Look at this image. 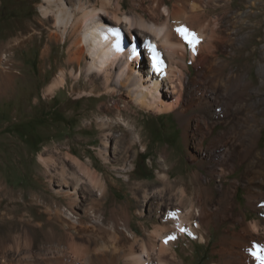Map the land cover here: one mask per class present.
<instances>
[{
  "label": "bare ground",
  "instance_id": "bare-ground-1",
  "mask_svg": "<svg viewBox=\"0 0 264 264\" xmlns=\"http://www.w3.org/2000/svg\"><path fill=\"white\" fill-rule=\"evenodd\" d=\"M139 1L143 2V0ZM69 2H75V0ZM170 2L172 0H169ZM232 2L233 0H206L205 2L174 0L172 4L167 5L164 0H152L147 6L142 7L143 14L133 18L122 13L119 3H114L112 0H95V3L90 0L84 2L79 0L73 10L66 6L64 0H45L44 5L39 8L45 19L53 23L54 30L50 29L48 34L49 41L69 42L66 53L68 64L77 65L79 70L84 64L83 74L100 77L106 90L114 88L113 82H118L120 87H124L127 91L126 95L130 97L126 106H123L124 109L134 108V113L137 111L154 114L173 112L181 119H184L185 113L192 109L200 113L203 120L195 122V132L201 135V139L192 144L196 148L192 158L199 165H206L207 170L206 174H200L197 170L181 174L175 171L176 165H172L167 159L164 161V165L156 172L157 182L154 185L158 188H154L153 192L143 193L140 201L143 207L147 206L153 195L163 211V214L159 213L160 218L164 216L163 222L154 226V230H149L144 223H140L142 230L148 233L147 237L141 238L131 226L129 198L122 202H112L110 217L105 216L102 205L107 197L108 184L117 185L121 182L124 186H135L140 189L142 183L132 182L130 167L127 168L125 164L129 160V150L133 149L135 143L141 146V150L145 149L142 133H136L138 126L124 119L119 113L113 123L107 119L105 122L103 118L95 116L101 121L98 126L102 130L122 125L128 131L127 135L123 134L121 139L124 140L122 145L126 149L125 154L123 159L118 160L117 165H111L107 158L106 137L103 140V149L98 152L104 169L107 172L113 171L115 178L109 182L107 175L100 174L89 158L86 162L78 157L69 158L73 168L79 174L66 172L63 165L58 168V176L62 183L59 185L61 190L57 192L62 198L67 200L71 198L73 205L66 208L60 204H54L51 216V220L59 226L61 232L56 233L52 223L47 229L46 238L49 239V245L45 249L46 252L38 254L35 259L32 255L25 258L21 256V259L16 262L4 255L0 257V264H38L34 261H39L40 264H74L73 261L66 262L65 256L68 255L80 259L79 264H179L176 261L178 255L174 248L175 244L179 243V239L185 238L186 235L188 237L197 235L200 242L207 243L210 227L214 226L218 229L226 223L228 225L220 235L218 247L214 251L219 257L211 264H257L250 255V251L253 250L254 245L264 246V192L262 191L264 147H260L264 119L258 117L259 114L264 113V97H260L259 88H254V82L247 79L252 64H245H248V71L243 74L235 73L231 68L226 74L224 73L227 68L225 60L212 55L214 49L221 48L223 53L233 57L235 50L242 45L238 39L240 31L237 25L240 17L247 15L248 12L227 13ZM250 4L254 6V3ZM212 8H222L224 11L222 15L215 17L214 23L208 20L210 13L208 10ZM122 23H124L123 27ZM181 28L187 29L189 33L196 29L195 36H203V39L208 40L205 43L202 42L204 43L202 47L206 48L210 55L200 60L199 76L219 71L235 89H241L246 95H249L252 90L255 92V99L248 97L242 104V114L237 107L231 108L227 105L229 102H225L229 99L230 93L209 90L202 79H199L200 77L198 79L189 77L186 65L188 42L179 34L178 29ZM214 28L215 31H213ZM134 31L139 32H135L137 36L141 33L151 35L149 43L143 47L149 55L147 57L150 71L146 73V78L142 75L139 78L134 76V63L136 67L143 62L144 58L142 47L136 43L137 38L133 37ZM33 34L19 35L6 46L15 50L29 42ZM126 34L129 35L131 43L128 41L126 43ZM194 41L198 42L196 39ZM195 42L190 44L191 62L196 61L198 52L203 49L199 50L201 47H197ZM15 56V52L9 55L6 52L0 53V99L7 98L13 93L15 81L19 75L21 76L18 69L20 64L16 62ZM47 56L45 49L41 58L44 60ZM132 60L136 61L133 63ZM253 64L256 65L257 73L261 77L259 84L264 87V45L259 60H254ZM157 68L160 70L158 71ZM66 76V72L61 70L56 80L47 88V93L50 95L59 86H63ZM199 84L204 87H197L196 85ZM168 94L171 97H168ZM120 99L123 97L121 96ZM113 107L117 112L120 110L118 104H114ZM217 124L223 125L225 130L214 134ZM226 132L230 134V137H226ZM207 137L209 139L204 147ZM236 159L238 162L247 161L244 176L248 178L243 185L246 190V205L260 216L252 221H247L245 213L234 212L238 205L237 182L231 181L228 186L223 184L227 175L235 169ZM48 161L43 160L45 166ZM174 172L176 174L173 176ZM66 175H69L73 186L68 185ZM48 176L51 180V175ZM82 177L85 178V183L82 182ZM212 182H218L216 188L221 192L215 199ZM86 184L98 192L99 198L84 211L83 215H79L75 211L80 207L76 201L77 194ZM79 185L80 188H78ZM167 201L169 203H166ZM185 203L188 205L183 206ZM236 226L239 228L236 229ZM27 238L31 241L29 234L25 237ZM19 240L20 238L14 242L16 251L20 248ZM27 246L30 247L31 244ZM1 247L4 249L3 246Z\"/></svg>",
  "mask_w": 264,
  "mask_h": 264
},
{
  "label": "rangeland",
  "instance_id": "rangeland-1",
  "mask_svg": "<svg viewBox=\"0 0 264 264\" xmlns=\"http://www.w3.org/2000/svg\"><path fill=\"white\" fill-rule=\"evenodd\" d=\"M64 1H66V6L73 10L79 0H75V2ZM90 1L95 3V0ZM112 1L119 3L122 13L134 18L143 14L142 7L147 6L152 0H143L142 3L139 0ZM164 1L169 5L174 0L170 3L169 0ZM205 1L202 0V2ZM44 3L45 0H0V53L6 52L9 55V53L15 52V60L20 64L18 69L21 73V76L19 75L15 81L13 93L7 98L0 99V245L4 247L3 249L0 246V257L8 256L13 262L21 259V256L25 258L28 255H32L35 259L38 254L46 252L45 249L49 245V239L46 238L47 229L51 227L52 223L55 232H61L59 226L51 220V216L54 204H60L66 208L73 205L71 198L70 200L62 198L57 192L61 190L59 185L62 183L58 176V168L63 165L66 172L79 174L73 168V163L69 158L78 157L83 162L89 158L94 162V167L98 169L100 174L107 175L109 182L115 178L113 171L108 170L107 172L104 169L98 152L103 149V140L106 137L107 158L111 165H117L118 160L123 159L125 154L126 149L122 145L124 140L121 139L123 134L127 135L128 131L122 125L102 130L98 126L101 121L97 120L95 116L103 118L105 122L107 119L113 123L119 113L124 119L138 126L136 133H142L145 149L141 150V146L135 143L133 149L129 150V160L125 164L127 168L130 167L132 182L134 184L142 183L140 189L135 186H124L121 182L117 185L108 184L107 197L102 205L105 216L110 217L112 215L110 204L116 201L122 202L129 198L131 226L141 238L147 237L148 233L142 230L140 223H144L149 230H154V226L163 222L164 216L162 218L159 216V213L163 214V211H161L158 201L154 200L153 195H151L147 206L143 207L140 201L143 193H150L155 190L154 188H158L157 185H154L157 182L156 172L164 165V161L167 159L172 165H176L175 171L181 174L191 170L206 174L207 170L206 165H199L192 158L196 151L192 144L201 139V135L195 132V122L203 120L200 113L192 109L185 113L184 119H181L173 112L154 114L137 111L134 113V108L124 109L123 106H126V102L130 100L124 87H120L118 82H113L114 88L110 89L111 91L106 90L100 77H90L83 74L84 64H82L81 70L77 65L68 64V54L66 53L69 42L49 41L50 29H54L53 23L45 19L39 8ZM250 3H254V6ZM208 11H210L208 20L210 19L213 23L215 17L224 13L222 8H212ZM233 11H237L238 14L248 12L247 15L240 17L237 25L240 31L238 39L242 45L235 50L233 57L227 56L221 48L214 49L212 55L225 60L227 68L224 73L226 74L230 68L235 73L243 74L248 71V64H245H252L247 79L254 82V88H259L260 97H264V87L259 84L261 77L257 73L256 65L253 64L254 60H259L264 45V0H233L227 13ZM123 25L124 23L121 26L123 27ZM218 27L220 28V26ZM195 30L190 33L197 34ZM135 32L139 33L134 31L133 37L137 38L138 45L143 49L149 43L151 35L140 32L141 35L137 36ZM29 33L34 34L32 41L23 44L25 47L22 45L12 50L10 46H6L10 45L15 40L14 38L19 35L26 36ZM125 36L126 43L127 41L131 43L129 35L126 34ZM195 39L199 45L198 42L194 41ZM195 39L193 42L196 43L197 47H201L199 50L208 41L203 39V36L197 37V35ZM132 43L135 42L132 41ZM44 48L47 50L48 56L43 60L41 54L45 50ZM186 49V65L189 77L194 79L200 77L199 79H202L203 84L207 85L209 90L218 93H230L229 99L225 102H229L227 105L231 108L237 107L242 114V104L248 97L255 99V92L252 90L249 95H246L242 93L241 89H235L225 77H222L223 73H219V71H216L218 73H206L199 76L202 58L210 55V53L206 48H203L198 52L199 56L197 55L196 61L191 62L189 43L186 44ZM142 51L143 62L135 67L134 62L136 60L131 61L134 63L135 70L133 72L137 78L140 75L145 77L146 73L150 71L149 55H147L145 48ZM61 70L67 74L66 81L63 86H59L49 95L47 88L56 80L55 78L58 77ZM80 71H82L81 74ZM221 79H223L222 82ZM200 85L196 86L204 87ZM121 96L123 99H120ZM168 97L171 96L168 94ZM114 104H118L120 108L118 112L114 110ZM232 110L231 112L235 111ZM258 117L264 119V113L259 114ZM184 120L188 121L184 122ZM222 130H225V127L217 124L213 133L218 134ZM262 133L261 148L264 147V130ZM226 137H230V134L227 133ZM208 139L209 137L206 138L204 147ZM43 160H49L47 166L44 165ZM234 166L235 169L227 175L223 184L228 186L231 181L237 182L236 201L238 205L234 212L245 213L247 221H252L260 216L246 205V190L243 185L248 178L244 176L247 161L238 162L236 159ZM176 172L172 175L174 176ZM48 175H51V180ZM66 178L68 185L73 186L69 175H66ZM81 179L85 183V178L82 177ZM217 183L212 182L211 184L214 199L221 194L216 188ZM150 185H154V187L148 189L147 187ZM262 191L264 192V188ZM98 198V192L95 189L90 188L88 184L83 185L82 189H79L76 200L80 207L76 208L75 211L79 215H83L84 211L89 209ZM186 205L188 204L185 203L183 206ZM227 225V223L223 224L218 229L211 226L207 243L200 242L197 235L191 237L186 235L185 238L179 239V243L175 244L174 247L178 255L176 261L179 264L213 263L219 257L214 251L217 249V242ZM238 228L239 226H236V229ZM45 232L46 234H44ZM28 234L31 241L28 238L25 239ZM18 238H20L21 243L20 248L16 251L14 242H17ZM29 244H31L30 247L27 246ZM65 257L66 262L73 261L74 264H79L81 261L69 255ZM34 262L40 264L39 261Z\"/></svg>",
  "mask_w": 264,
  "mask_h": 264
},
{
  "label": "snow or ice",
  "instance_id": "snow-or-ice-1",
  "mask_svg": "<svg viewBox=\"0 0 264 264\" xmlns=\"http://www.w3.org/2000/svg\"><path fill=\"white\" fill-rule=\"evenodd\" d=\"M178 32L186 42H188L189 44L193 43V40L195 39L194 33H189L188 30L184 28L178 29ZM157 70L159 71L160 69L157 68ZM181 230L183 231V229ZM250 255H252L253 258L257 261V264H264V246L254 245L253 250L250 251Z\"/></svg>",
  "mask_w": 264,
  "mask_h": 264
}]
</instances>
